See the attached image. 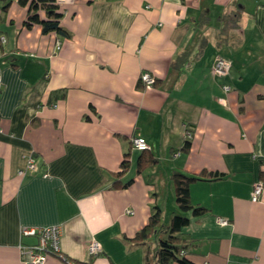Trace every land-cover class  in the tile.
<instances>
[{
    "label": "crops",
    "instance_id": "crops-1",
    "mask_svg": "<svg viewBox=\"0 0 264 264\" xmlns=\"http://www.w3.org/2000/svg\"><path fill=\"white\" fill-rule=\"evenodd\" d=\"M57 1L68 36L26 27L28 6L13 0L4 13L0 0V264H25L21 245L37 238L22 227L54 225L60 251L46 264H145L151 238L134 237L164 197V170L204 169L223 176L191 183L208 211L187 213L185 257L264 264V190L252 200L264 182V0ZM236 13L239 28L224 23ZM218 56L226 75L213 72ZM138 135L157 160L142 172ZM31 156L38 169L19 173Z\"/></svg>",
    "mask_w": 264,
    "mask_h": 264
},
{
    "label": "trees",
    "instance_id": "trees-1",
    "mask_svg": "<svg viewBox=\"0 0 264 264\" xmlns=\"http://www.w3.org/2000/svg\"><path fill=\"white\" fill-rule=\"evenodd\" d=\"M4 1L2 5V11L6 13L13 0H2ZM21 5L28 6V16L25 21V26L32 28L34 24H39L42 28V32L47 34L55 32L58 36L64 37L70 35L68 30H66L61 25V19L63 17V12L60 10V5L57 0H17ZM44 13V17H42ZM237 14V15H236ZM234 15L235 18L229 16H224V23H229V21L235 24L237 28L239 22V13ZM227 30L223 29L222 35L226 34ZM188 61V52L182 53L176 60L174 66L182 67L184 63ZM142 79V78H141ZM190 141L187 140L184 145L185 150H189ZM143 153L137 159V170L142 172L150 163H155L157 160L151 154H146L150 152L149 150H141ZM129 154H126V158L122 161L121 171L118 175L126 173L129 168ZM223 176L222 172L213 170H202L198 174H186L180 171H175L172 174V178L175 185V197L176 202L181 211L185 212V215L175 214L172 218L171 223L166 224L162 222V210L156 205L153 206V213L150 216L148 223L142 227L135 235L134 239L145 242L153 238H157V246L153 249L149 248L146 256L145 264H151V261L156 260L161 264H173L174 261H178L182 264H193L184 255V249L187 247L180 242L179 233L182 229L190 224V217L187 215L188 212L192 216H199L208 211V208L199 204H195L192 201L190 186L191 183L196 180H211L221 178ZM134 179L130 178L125 182L120 180H115L113 186L126 188L133 183Z\"/></svg>",
    "mask_w": 264,
    "mask_h": 264
},
{
    "label": "built area",
    "instance_id": "built-area-1",
    "mask_svg": "<svg viewBox=\"0 0 264 264\" xmlns=\"http://www.w3.org/2000/svg\"><path fill=\"white\" fill-rule=\"evenodd\" d=\"M1 40H5V36H0ZM59 45V44H58ZM230 62L222 57H217L214 65L213 72L216 75L223 76L229 72ZM141 78L146 86L151 87L155 84V77L151 72L145 70L142 72ZM226 91L230 90L229 85H225ZM132 144L139 150H150V145L147 140L142 136H134L132 138ZM38 165L33 156L28 159L26 167L21 169L19 173L24 174L27 171H36ZM264 190L263 180H258L254 183L252 190V200L259 201ZM218 221L222 224H228L229 220L226 218L219 217ZM62 228L60 225L48 226V227H22L21 235L24 236H35L37 238L34 244L22 243V256L25 264H46V256L50 253H58L60 251V239H61ZM102 251L101 243L92 239L89 245V252L92 256L98 255ZM76 264V263H73Z\"/></svg>",
    "mask_w": 264,
    "mask_h": 264
},
{
    "label": "rangeland",
    "instance_id": "rangeland-1",
    "mask_svg": "<svg viewBox=\"0 0 264 264\" xmlns=\"http://www.w3.org/2000/svg\"><path fill=\"white\" fill-rule=\"evenodd\" d=\"M166 171L168 172V170H164L163 172L164 175H162V180H164V185H161V188L163 189L164 197L163 199H160V203H158V205L162 210V222L169 224L171 223L172 218L175 214L185 215V212L181 211L177 205L176 197H175V185L173 183L174 181L172 177H169V174H166L167 173ZM151 240L149 241V244L151 246V249H153L155 246L152 244Z\"/></svg>",
    "mask_w": 264,
    "mask_h": 264
}]
</instances>
